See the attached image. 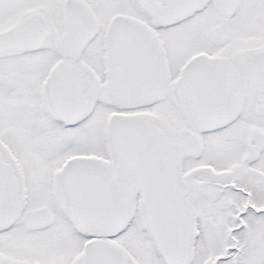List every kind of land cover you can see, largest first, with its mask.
Segmentation results:
<instances>
[{
    "label": "snow or ice",
    "instance_id": "1",
    "mask_svg": "<svg viewBox=\"0 0 264 264\" xmlns=\"http://www.w3.org/2000/svg\"><path fill=\"white\" fill-rule=\"evenodd\" d=\"M0 264H264V0H0Z\"/></svg>",
    "mask_w": 264,
    "mask_h": 264
}]
</instances>
